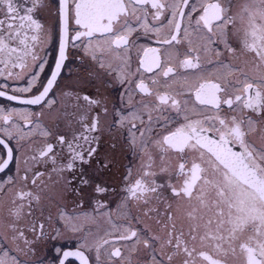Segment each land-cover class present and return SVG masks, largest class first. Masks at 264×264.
Masks as SVG:
<instances>
[{
  "label": "snow or ice",
  "instance_id": "1",
  "mask_svg": "<svg viewBox=\"0 0 264 264\" xmlns=\"http://www.w3.org/2000/svg\"><path fill=\"white\" fill-rule=\"evenodd\" d=\"M264 264V0H0V264Z\"/></svg>",
  "mask_w": 264,
  "mask_h": 264
},
{
  "label": "flooded vegetation",
  "instance_id": "2",
  "mask_svg": "<svg viewBox=\"0 0 264 264\" xmlns=\"http://www.w3.org/2000/svg\"><path fill=\"white\" fill-rule=\"evenodd\" d=\"M71 264H78V262H75V261H71Z\"/></svg>",
  "mask_w": 264,
  "mask_h": 264
}]
</instances>
